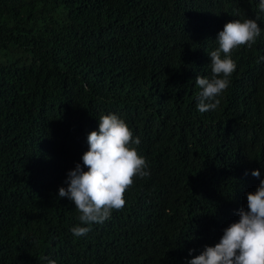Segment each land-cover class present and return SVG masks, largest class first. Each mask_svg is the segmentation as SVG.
<instances>
[{
  "label": "trees",
  "instance_id": "16d2710c",
  "mask_svg": "<svg viewBox=\"0 0 264 264\" xmlns=\"http://www.w3.org/2000/svg\"><path fill=\"white\" fill-rule=\"evenodd\" d=\"M258 4L0 0V264H187L220 241L264 179ZM257 16L219 107L200 113L195 78L211 77L218 33ZM106 114L140 138L150 176L76 237L87 225L58 192Z\"/></svg>",
  "mask_w": 264,
  "mask_h": 264
},
{
  "label": "clouds",
  "instance_id": "9594fccd",
  "mask_svg": "<svg viewBox=\"0 0 264 264\" xmlns=\"http://www.w3.org/2000/svg\"><path fill=\"white\" fill-rule=\"evenodd\" d=\"M249 1L251 5L259 2V11L264 12V0ZM258 19L259 16L234 19L218 33V47L209 54L211 77L195 78L201 89L196 105L200 113L219 107V97L229 88L237 67L232 53L256 43L261 35ZM98 120V131L87 136L88 150L81 157L82 164L76 163L67 173V188L60 187L58 192L59 198H67L74 204L80 225H87L71 228L76 237L87 235L92 224L109 220L114 211H122L125 194L136 178L150 176L147 161L138 151L141 140L133 135L127 123L116 114L101 115ZM251 175L259 179L261 174L257 169ZM238 216V222L223 230L218 243L205 245L187 264H264V179L254 192L247 193V209H239ZM192 251L189 250V255ZM44 259L47 264H56L48 257Z\"/></svg>",
  "mask_w": 264,
  "mask_h": 264
}]
</instances>
